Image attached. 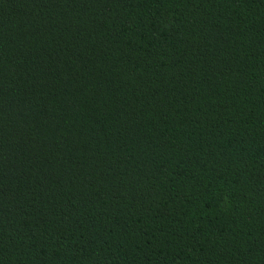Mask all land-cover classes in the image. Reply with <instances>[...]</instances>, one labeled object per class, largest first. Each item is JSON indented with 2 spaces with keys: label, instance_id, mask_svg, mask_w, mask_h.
Wrapping results in <instances>:
<instances>
[{
  "label": "trees",
  "instance_id": "obj_1",
  "mask_svg": "<svg viewBox=\"0 0 264 264\" xmlns=\"http://www.w3.org/2000/svg\"><path fill=\"white\" fill-rule=\"evenodd\" d=\"M0 264H264V0H0Z\"/></svg>",
  "mask_w": 264,
  "mask_h": 264
}]
</instances>
